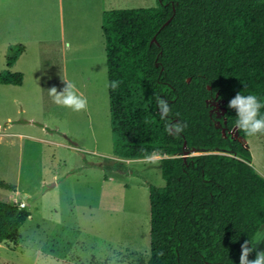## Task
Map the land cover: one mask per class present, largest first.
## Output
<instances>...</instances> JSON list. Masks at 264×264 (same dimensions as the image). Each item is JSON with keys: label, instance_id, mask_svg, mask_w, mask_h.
Listing matches in <instances>:
<instances>
[{"label": "trees", "instance_id": "1", "mask_svg": "<svg viewBox=\"0 0 264 264\" xmlns=\"http://www.w3.org/2000/svg\"><path fill=\"white\" fill-rule=\"evenodd\" d=\"M156 1L102 15L108 82H121L108 87L114 155L162 157L165 185L149 187L147 264H239L240 245L264 225V177L227 103L237 92L264 102V0ZM24 51L9 46L0 85H22L10 68ZM157 97L173 122L187 124L179 136L165 132ZM218 99L220 116L211 104ZM0 189L15 192L1 180ZM30 216L26 205L0 201V244Z\"/></svg>", "mask_w": 264, "mask_h": 264}, {"label": "rangeland", "instance_id": "2", "mask_svg": "<svg viewBox=\"0 0 264 264\" xmlns=\"http://www.w3.org/2000/svg\"><path fill=\"white\" fill-rule=\"evenodd\" d=\"M156 5L142 0L141 7ZM47 10L44 37L56 42L44 44L38 68L32 49L19 60L22 92L0 85V180L15 187L0 189V201L26 205L31 213L18 237L0 244V264H147L149 187L165 185L162 157L114 155L106 62L103 78L87 81L84 66L104 64L80 60L71 68L59 41L57 0H48ZM64 81L88 98L86 111L53 102L48 90H62ZM248 137L251 165L264 177V136ZM257 235L264 239V225ZM255 249L264 251V241Z\"/></svg>", "mask_w": 264, "mask_h": 264}, {"label": "crops", "instance_id": "3", "mask_svg": "<svg viewBox=\"0 0 264 264\" xmlns=\"http://www.w3.org/2000/svg\"><path fill=\"white\" fill-rule=\"evenodd\" d=\"M57 2L60 23L59 41L63 42V49H66L68 54L65 60L71 68L80 60L91 62V66L94 65L92 62L102 63L104 67L90 68L87 64L84 69L89 72V76H85L86 81L94 77L103 78L106 69L105 42L102 34L103 13L111 10L142 8V0H57ZM47 7L48 0H0V58L6 56L9 46L22 45L25 48L10 68L12 72L23 74L22 85H3L12 87L8 89L23 91L25 73L16 68V65L30 49L36 60L35 67L38 68L44 44L56 42L53 38L46 40L44 37ZM7 120L10 118L8 117ZM7 126L9 127L10 123H7Z\"/></svg>", "mask_w": 264, "mask_h": 264}, {"label": "clouds", "instance_id": "4", "mask_svg": "<svg viewBox=\"0 0 264 264\" xmlns=\"http://www.w3.org/2000/svg\"><path fill=\"white\" fill-rule=\"evenodd\" d=\"M121 82L112 80L107 83V87L115 90L119 87ZM64 88L57 91L55 87L48 90L53 102L63 107L69 108L74 112L86 111L88 108V98L79 90L75 83L71 81H64ZM156 107L159 118L165 121V132L171 136H179L187 127L186 123L173 122L169 117L172 112L169 102L163 98H156ZM227 107L235 111V127L243 131L248 136L264 135V115L261 114V109L264 108V102L255 94L244 95L237 92L228 103ZM149 162L150 155L144 157ZM264 241L259 235L254 236L253 239L245 240L240 245L239 264H264V251H257L255 246ZM255 251V257L249 259V255ZM163 253H161L162 255Z\"/></svg>", "mask_w": 264, "mask_h": 264}, {"label": "water", "instance_id": "5", "mask_svg": "<svg viewBox=\"0 0 264 264\" xmlns=\"http://www.w3.org/2000/svg\"><path fill=\"white\" fill-rule=\"evenodd\" d=\"M171 21V18L166 22V23H164L163 24V26H162V28L163 27H165L166 25H168L169 24V22ZM152 42H156V39L154 38L153 40H152ZM217 103V113H218V116H220V115H222V114H224L225 113V108L223 107V104L225 103V101L224 100H216V101H212V103L211 104H213L214 105V107H215V104ZM236 136H237V139L238 140H240L241 142H242V144H243V146L245 147V148H247V140H246V138H244L243 136H240L239 135V133L238 132H236ZM184 148H186V143H184V146H183ZM188 156V152L187 151H184V157H187Z\"/></svg>", "mask_w": 264, "mask_h": 264}, {"label": "bare ground", "instance_id": "6", "mask_svg": "<svg viewBox=\"0 0 264 264\" xmlns=\"http://www.w3.org/2000/svg\"><path fill=\"white\" fill-rule=\"evenodd\" d=\"M91 60H93V59H91ZM94 64V63H93ZM95 64H96V62H95ZM95 66V65H94ZM95 76V75H94ZM97 77H98V75H97ZM249 138V137H248ZM249 142V141H248ZM248 144V143H247Z\"/></svg>", "mask_w": 264, "mask_h": 264}, {"label": "flooded vegetation", "instance_id": "7", "mask_svg": "<svg viewBox=\"0 0 264 264\" xmlns=\"http://www.w3.org/2000/svg\"><path fill=\"white\" fill-rule=\"evenodd\" d=\"M215 110V109H214ZM216 111V110H215Z\"/></svg>", "mask_w": 264, "mask_h": 264}]
</instances>
